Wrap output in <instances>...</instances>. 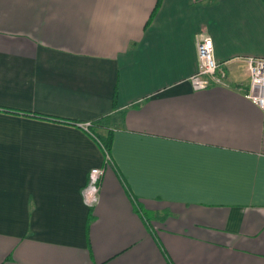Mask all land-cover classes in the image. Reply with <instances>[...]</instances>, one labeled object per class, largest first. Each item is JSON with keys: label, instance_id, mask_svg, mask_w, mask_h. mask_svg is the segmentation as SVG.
<instances>
[{"label": "crops", "instance_id": "obj_1", "mask_svg": "<svg viewBox=\"0 0 264 264\" xmlns=\"http://www.w3.org/2000/svg\"><path fill=\"white\" fill-rule=\"evenodd\" d=\"M0 0V264H264L263 0ZM227 85L193 90L196 36ZM13 108L10 113L1 108ZM108 116L110 162L74 123ZM105 166L98 201L82 189Z\"/></svg>", "mask_w": 264, "mask_h": 264}, {"label": "built area", "instance_id": "obj_2", "mask_svg": "<svg viewBox=\"0 0 264 264\" xmlns=\"http://www.w3.org/2000/svg\"><path fill=\"white\" fill-rule=\"evenodd\" d=\"M196 52L197 67L187 77L193 90H204L211 86L227 85L226 72L222 68V63L218 62L214 57L213 41L210 36L201 33L196 36ZM243 60L249 76L246 97L258 106L264 116V58L248 56L243 58ZM78 126L95 138L89 129L91 122H79ZM103 152L105 157L104 164H106L110 162V157L105 150ZM104 173L105 166L90 169L87 182L82 189V198L86 205L94 206L97 203Z\"/></svg>", "mask_w": 264, "mask_h": 264}, {"label": "trees", "instance_id": "obj_3", "mask_svg": "<svg viewBox=\"0 0 264 264\" xmlns=\"http://www.w3.org/2000/svg\"><path fill=\"white\" fill-rule=\"evenodd\" d=\"M161 1L162 0H156L155 6L146 22V27L150 24V22L152 21L154 15L156 14V12L158 11V8L161 5ZM264 2V0H263ZM2 110L6 111V112H10V113H20V111L13 109V108H8V107H3L1 108ZM25 115H29L35 118H39V119H45V120H52V121H57V122H64V123H76L78 124V122L72 121L70 119H66V118H61V117H57V116H52V115H46V114H41V113H37V112H31V111H24L22 112ZM107 119H109L108 116L103 117V118H99L94 120L93 122H91V126H90V131L94 134L95 139L99 142L101 148L103 147V149L109 154L110 150H111V145H112V132L109 130L107 132V134L105 135H99L96 134L93 131V127L92 126H103V122H107ZM103 150V151H104Z\"/></svg>", "mask_w": 264, "mask_h": 264}]
</instances>
